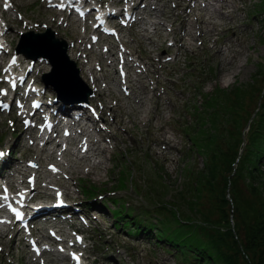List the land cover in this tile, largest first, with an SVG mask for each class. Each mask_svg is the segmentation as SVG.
I'll return each mask as SVG.
<instances>
[{
    "label": "rangeland",
    "instance_id": "rangeland-1",
    "mask_svg": "<svg viewBox=\"0 0 264 264\" xmlns=\"http://www.w3.org/2000/svg\"><path fill=\"white\" fill-rule=\"evenodd\" d=\"M19 1L20 0H16L17 8ZM172 1L174 0H164L163 3H158L157 6H159L162 11L159 12V10H156V13H162L163 15L168 13V15H170L169 11L174 4ZM209 1L212 2V6L209 5L207 9H205L206 7L202 9L204 7L203 5L209 4ZM228 1L229 6H231L230 8L227 7L228 5H226V7L222 6V1L217 2V0H199L198 2L190 0H177L176 6L177 3L180 2L181 8L178 7L180 9L179 13L187 14L184 12V3L189 5L194 2L192 4V10L195 12L205 10L204 14L201 13L204 20L208 19L214 23L218 21L219 23L223 24V26L217 27V29L214 30L209 38L205 39L204 44L206 46V44L211 41L215 35H218L220 31L232 30L233 33H235L234 28L237 22L235 21L236 16L233 12H236L237 9L234 3V1H236L239 8L242 10L241 15L237 16V18L240 21H244L246 24L241 26V28H239L237 31V36L240 39L237 41V44L240 45L237 46V49L235 48L236 55L233 57L235 63H231L232 65H229L230 63H221L220 61L215 60L209 48L201 49V51L197 52L196 54L190 51L185 52V50H181V54L176 57V60L171 59L169 62H164L167 58H171L173 55H167L164 52L167 45L163 39L169 37L168 43H170L172 35L165 36L167 32L163 31V33H153V36H151L150 32H147V37H153V39L158 43V46H156L155 44H149L146 42L144 40L145 37L142 39L143 43L140 42V37L138 36L139 28L134 27V29L130 30L131 34L126 39L128 44L131 45V49H135L138 53H141L144 60L154 68H160L161 65H167L166 70L170 73V75L172 73L175 74L173 79L171 78L168 83L169 86H171L168 90L171 92V94L169 98L168 96H164L166 108L164 109L163 114H161L160 111L154 109L153 120L148 124L139 125L141 123L138 122H136L137 124H134V126L130 124L129 128L131 132L123 133L119 140V144L115 142V146H119L113 150H110L109 147L105 161L106 163L104 166L105 168L103 167L102 169H97L90 175H86L80 171L77 172L76 175L79 177L77 184L78 188L74 186L73 183H70V195H68V197L73 198V196L76 195L78 199L82 200L84 203V208L89 209L90 205L86 204L84 201L85 196L82 192V187H84L85 184H88L89 189L91 187L90 190L97 188L99 191L94 192L96 193L94 196L97 198V201L92 200V202H94V204L97 206H99V204L103 205L101 199L97 197L98 194L109 193L108 191H111V193L108 194L110 201H112V199H116L120 201V203L124 204V201L129 199L132 202L130 203V206L132 209H135L136 212H141L146 208L149 209L152 214L157 213L163 217L161 213L157 212L158 209L163 206L168 208V210L172 209L176 214L178 211H180L181 213H187L190 218H193L196 221L200 219V214L198 215V212L193 215L191 214V206L189 207L187 200L188 198L190 199L193 197L192 194L190 195V190L195 181H197L196 176L200 174V169L205 167L207 168L206 165L208 164L206 163V155L210 152V150L205 148L200 150L197 149L194 145V142L191 140L190 135H188L186 131L184 132L183 126L188 124L194 125V110L201 107L200 105L203 100V94L208 92L217 93L219 90H226V93H231L233 91L232 89L235 90L237 87L238 89L243 90L245 97L244 114L240 116V119L238 120L240 121V128H242L243 138L247 143L248 137H251L252 135L250 132V123L253 121L254 117H251L248 122L247 118L249 115H254L256 112L255 110L260 103V96L258 95L259 92H254L250 89H247L245 86L247 84H254V89L255 87L261 88L264 86V9L261 6L256 7L255 3L259 0ZM261 3L262 0H260V5ZM22 5H24L21 14V20L23 22L21 21L19 24H17L15 17L12 15L9 16L10 20L13 21V27L9 33V38H11L14 47L19 40L20 33L28 28L26 23L32 26L30 28L31 30H45V27H42V23L44 22H42L41 14H39L41 10H43V7H40L38 2L31 0H24ZM214 7L218 8V11L222 12V14L228 15V17H219L221 15H218V13L214 12ZM47 15L52 14L48 13ZM212 16H214V18ZM176 20H180L181 24H183V18H177ZM202 22L200 21V24L195 29V36L197 37H199L197 34L200 33L201 30L205 32L206 30H211L213 28V24H208L206 26ZM52 23H55V21ZM53 29L55 30L56 28ZM72 31L71 33H74L75 30ZM134 31H136L137 36L134 38V40H132ZM71 33L70 37L72 36ZM58 36L66 39L60 34H58ZM232 36L233 34L231 33L228 35L224 34L225 38H231ZM188 40L190 44L189 47L193 48L195 39L191 40L188 37L186 40L187 46ZM191 42L193 45H191ZM162 43L164 45H161ZM180 44L182 46L185 45V43L183 44L181 41ZM230 45L231 44L226 43V47H222V49L227 50V47ZM116 47L113 49V56H110V58L113 60V64L116 60ZM218 47L221 46L218 45L217 48ZM68 54H70L69 49ZM157 57H161L160 62L156 61ZM217 57L220 58L218 55ZM101 61L103 62V66L105 65L106 69L108 66L106 61ZM41 65H43L45 68L39 72L37 81L40 80L42 82V75L45 72L48 73L50 71V66L46 62H42ZM188 67H191V72L200 76V80H196L193 84L191 80H188V86L192 84V92H190L191 90L184 86V78H180L191 74ZM99 71L100 70H98V73ZM102 72L104 73L103 70ZM145 73L146 71L143 73V75ZM156 78L164 81L167 77L160 74L159 71V74L156 76ZM112 79L116 78L111 76V80ZM118 82H120L119 79ZM111 83L112 85L115 84L119 86V83H116L115 80L111 81ZM126 84L127 87L123 90L125 91L129 89V92L131 87L129 83ZM113 89L117 90L115 87ZM155 92L157 91L155 90ZM131 95H127L125 92V94H122L120 98L127 99L129 101L128 97ZM48 96L55 97L50 88L48 89ZM149 96L151 99L154 98H152L151 92L149 93ZM97 100L103 99L98 95L94 101L96 102ZM154 103L160 107V97L159 99L155 97ZM145 104H148L149 107L147 109H150L152 100L148 103L145 102ZM225 107L226 106H224V108ZM122 109H124V107ZM151 109L153 110V108ZM210 111V109L205 108L203 110L206 115L203 116V120L200 123V131H198V134H196L197 138H202L203 135L207 134L221 136L219 132H216L213 129L212 120L207 115V113ZM223 111H225V109ZM107 115H109V112H107ZM101 116L104 118V120L106 119V114H102ZM132 116L137 117L135 113H132ZM140 117L142 119L147 118V113H143ZM220 120L222 122H226V116L221 115ZM257 122L258 120L256 123H253L254 128H257L263 121L259 123ZM107 125L108 123L105 120L102 128L104 131H109L112 133L113 138L109 139V141L106 140L107 143H112L113 140L116 141L115 133L112 129L108 128ZM227 125L232 126L231 122H229ZM116 126L119 127L117 124ZM195 126H198V124L196 123ZM17 131L19 130L17 129ZM1 136H4V140L6 141L9 139L12 141L14 138H16L14 135L12 136V130L9 124H7L6 117H4L3 114L0 115V138ZM159 138H162L161 140L165 139V141L169 142V147L167 149L165 148V145L157 144L156 139ZM220 143L225 146L226 140L223 136L220 138ZM28 147L29 146L24 144L20 148L26 149ZM242 151L243 149L240 151V153H242ZM260 169L263 171L264 177V164ZM122 171L124 174L121 178V181L122 184L127 182L128 189H123V191L116 190V192L112 194L113 190L122 188L121 186H118ZM248 181V178L243 177L238 182L239 191L245 201V205L238 206L236 202V204L230 203L227 207V210L230 213L235 211V220H233V222L231 221L230 226L233 233L237 232L239 234L240 239H245V228L250 222L254 220L256 210L258 208L260 209L261 207L264 209L263 196H261L260 193L252 194L250 187L248 186ZM100 187L101 189H99ZM221 188L222 180L217 178L215 181V190L204 189V191L201 193V198L199 199V209L202 212H208L212 220L219 217L216 200L217 196L220 194ZM230 194L232 197H236V192L233 188H230ZM50 198H53V196H50ZM102 200H105V197ZM105 203L106 206H108V209L104 208L103 212L97 214L98 218H96V220L95 218H92L95 220V222L92 224L93 228L89 230L88 233L90 236H93L95 240L96 249L93 251V253L95 254V257H99L97 260L98 262L103 264H110L112 262L115 264H189L188 262L184 261L182 257L176 258L175 256L169 254L166 249H163V247L158 245L155 240L139 241L137 238L134 239L132 235L128 233V229H125L122 226H117L119 224L116 225L114 223V216L109 213V207L113 209L115 206L113 207V204H111V206L108 201ZM165 213L167 214V212ZM97 220L100 223H98ZM176 228L179 229L178 226H176ZM17 235L18 234L15 235L13 240L17 237ZM0 242L5 244L10 241L0 239ZM15 253L17 258L22 257L20 248H18ZM104 254L106 256H103ZM1 259L2 253H0V261Z\"/></svg>",
    "mask_w": 264,
    "mask_h": 264
},
{
    "label": "trees",
    "instance_id": "trees-1",
    "mask_svg": "<svg viewBox=\"0 0 264 264\" xmlns=\"http://www.w3.org/2000/svg\"><path fill=\"white\" fill-rule=\"evenodd\" d=\"M260 6L264 9V0ZM254 86V84L245 86L247 89L259 92L260 96L256 112L247 118L248 122L254 117L250 123L252 135L248 137L245 147L238 120L244 114L245 107L242 89L236 87L231 93H226V90H219L217 93L208 92L204 94L201 107L198 108L196 113L198 126L192 132V141L197 149L205 148L210 152L206 155L207 168L200 169V174L196 176L197 181L190 190V195L192 194L193 197L188 198L187 201L189 207L191 206V214L198 212L200 219L196 221L187 213L180 211L177 215L172 209L168 210L161 206L160 212L167 211L164 215L165 221L168 222L161 231L162 240L175 247L188 260L193 259L198 264H264V209L261 207L256 210L254 220L245 228V239L241 238L242 240L237 232L233 233L230 226L231 221L235 220L234 208L233 216L227 210L230 203L245 205L238 187V182L243 177L249 179L248 186L251 193H260L264 203V177L260 169L264 164V86L255 89ZM204 108L211 110L207 115L212 120L213 129L224 137L227 147L220 143L221 136L207 134L197 138L200 123L206 115L203 112ZM221 115L226 116V122L220 120ZM257 120V123L263 121V124L260 123L254 128L253 123ZM229 122L232 126L227 125ZM217 178L222 180V188L216 200L219 217L212 220L208 212L199 209V199L204 189L215 190ZM230 188L235 190V198L231 196ZM227 193L230 194L229 197ZM118 214H122L121 209L118 210ZM171 224H177L179 229H174ZM137 228L149 235L152 234L148 227L139 222Z\"/></svg>",
    "mask_w": 264,
    "mask_h": 264
},
{
    "label": "bare ground",
    "instance_id": "bare-ground-1",
    "mask_svg": "<svg viewBox=\"0 0 264 264\" xmlns=\"http://www.w3.org/2000/svg\"><path fill=\"white\" fill-rule=\"evenodd\" d=\"M99 1L104 3V2H107L108 0H99ZM126 1H128V0H116V2L118 4H122ZM190 1L198 2L199 0H190ZM221 1L223 4L222 6L226 7V5H228L227 7H229V8L231 7V6H229L228 0H217V2H221ZM47 2H51V1L47 0ZM150 2H151V0H137L134 3L133 12L138 16V19L142 22H144L146 17L145 16L143 17L142 15H140L138 13V10L143 7V8H145L144 12L146 13V15H149L151 13V11H148L147 8H148V5L150 4ZM8 3L16 6V0H8ZM184 4H185L184 12L187 14L178 13L176 19L177 18H183L184 19V21L182 22L183 23L182 25L184 26L182 29V32L183 33L185 32L191 40L196 39L195 32L193 33V31H194V29H196L198 27V25L200 24V21L201 22L203 21L202 23L205 24L206 26L208 24H211V25L213 24V26H212L213 28L211 30H206L205 32H203L201 30L200 33L197 34L198 36L205 35V36H207V38H209L212 35L214 30L217 29V27L223 26V24L219 23L218 21L214 23L213 21H210L208 19L204 20L203 16L201 15V12H195L194 10H192V4H189V5L187 3H184ZM209 5L212 6V2L209 1V4H205L203 6H204V8L206 7L205 9H207ZM177 7L181 8L180 2L177 3ZM218 10H219L218 8L214 7V12L218 13V15H221L219 17H221V18L225 17V16L228 17V15L222 14V12H219ZM233 11H235V10H233ZM48 13L52 14V15L54 14L53 18H57L59 15V12L57 11V9H55L53 7L48 8L44 11H41V14L44 17ZM191 16L196 21L190 25L189 29H187V25H188L189 20L191 19ZM209 17H210V15H209ZM212 17L214 18V16H212ZM54 21L56 22L55 19L52 20V22H54ZM63 21L61 23H64ZM74 24L75 23H73V26H74ZM151 24L154 26L155 29H157L159 22H157V20H152ZM71 25H72V23L67 22V25H63V26L69 28V27H71ZM95 29H97V27H95ZM140 30L142 32V37H145L146 40H148L150 43H153L152 38L147 37V32H150L148 30V28L144 27L142 25ZM134 32H136V31H134ZM121 38L123 39V37H120V39ZM84 40H85V36H80L78 34H75L73 36V44H71V46L69 48V53H70L69 55L71 56V58L80 62L79 68H80L81 75L87 81H89V82L91 81L92 84H94L96 86L97 96L99 95V97L102 98L104 101L105 96L107 95V92L105 91L106 90L105 88H101V86H100V83L102 82V80H101V76L98 73V70H100V71L103 70L104 75L107 73V70L105 69V65L101 66V67H98V65H101V63H102L101 60L106 61V56L102 52H100L98 54V56H93L92 50H89L83 46ZM104 42L110 43V45L108 46L109 58H110V56H113V54H114L113 49H115L116 44L114 42L110 41V39H106ZM191 45H193L192 42H191ZM235 50L236 49L234 48V44H231L229 47H227V50H223L222 47H218L217 48V55L220 58H222V63H227V64L230 63L231 64L234 61L233 57H235V56L232 57L231 53L234 52ZM110 59H112V58H110ZM124 61H125L124 64L128 69L127 75L125 77V79H126L125 83H129V85L131 87V90L129 92H128V90H125V92L127 93V95L132 94L130 97H128L129 102L131 104L132 112L139 113L140 116H142L143 113H147V118L142 119L139 116L136 119V122L143 124V123L147 122L148 120H150L151 116H152V114H151L152 109L151 108L147 109L149 107V105L145 104V102L148 103V102H151V100H152L151 97L149 96V93L152 92V98L157 97L159 99L160 96L158 95L157 92H155L154 89L149 88L147 83L144 82L145 76L143 75V73L146 71L145 68H143L140 64H138L142 70L136 68L135 69L136 77L133 78L132 73H131V71L133 69L132 66H129L127 59H124ZM38 68H39V70L42 69L41 67H39V65H38ZM35 73L36 72L34 71L33 74H35ZM26 76H27V73L25 74V71L19 72V73H16L15 71H13L10 74L11 78L18 77L19 80L21 78L23 80ZM27 78H28V76L25 78V81ZM113 80H115L116 83H119L118 78L112 79V81ZM20 86L21 85H19V87ZM32 92L35 93L34 90ZM36 94H38V93H36ZM109 98H110V101H105V102L108 104V109L113 113L114 117H116V115L119 114V111L124 107L123 102H122L123 99L120 97H117V95L114 93L109 94ZM102 114L107 115V111L103 107L101 110V115ZM129 114H131V113L129 112ZM50 121H51V119H48V122H50ZM63 121L64 120L57 119L55 121V125L59 126L60 123H62ZM95 122H97L96 119H95ZM129 122H133L132 119H129ZM76 124H79V121L73 120L72 123L70 124V129L72 130L74 128V125H76ZM96 124H97V126L95 127L96 132L100 135V137L102 138L103 141L104 140L109 141V139L113 138L112 133H110L109 131H104V129L102 128V125L98 126V123H96ZM116 124L119 127L126 128L127 121H124L123 118L121 116H119L118 120L116 121ZM18 130H19L18 133L21 132V136H24V137L26 136L27 143L31 144V146H29L25 150L27 152L31 153L32 155H35V157L33 158V161L39 163V166L43 167L44 162L42 161L40 151L32 148L33 145H37V141L40 138V134L35 131V128H33V132L28 134V131L31 130L30 127H28V128L20 127V128H18ZM96 132H94L93 129H88V130L84 129L81 132L82 135L85 136L87 139L88 148L85 151H83L81 148H79V146H78V151L76 153H72L71 149H67L64 151L66 156H70L72 154L76 156V160L78 163L76 164L75 170L73 172H71L72 174L80 171V172H86L88 175H90L91 173L95 172V170L102 169L104 163H106L105 157H106L107 149L102 147L101 139L97 138ZM72 139H73V143L75 145H79L78 143L81 141V139L75 140L73 137H72ZM54 142H55V138H53L52 135L49 136V138L46 140V144H48V145L54 144ZM60 145H61V143L56 144V146H55L56 151ZM34 147H36V146H34ZM41 150L42 151H49V147L46 148V146H44L41 148ZM54 152H52L51 154H54ZM95 157L99 158V160H94ZM62 165L64 166L65 163H62ZM69 168L73 169V166H70ZM23 169L24 168H20L18 164L14 165V170L19 171V173H22ZM25 171L26 172L22 173L23 176H25L27 174V172L31 171V169L25 168ZM67 172H69V171L67 170ZM37 173H38V179H40L41 172L38 171ZM43 173H44V171H43ZM72 178H73V176H72ZM35 179H36V177H35ZM48 187L49 188L52 187V182L49 183ZM46 191L47 190H43V191H40V193L46 194L47 193ZM37 193H39V191ZM30 195L34 196V197L37 196V194L33 191V189L31 190ZM0 211H2V210L0 209ZM13 229H14V227L12 225H9V224H4L3 226H0V239L11 242L13 240V238L15 237V235L19 233V232L13 231ZM34 259H36V258L34 257Z\"/></svg>",
    "mask_w": 264,
    "mask_h": 264
},
{
    "label": "snow or ice",
    "instance_id": "snow-or-ice-1",
    "mask_svg": "<svg viewBox=\"0 0 264 264\" xmlns=\"http://www.w3.org/2000/svg\"><path fill=\"white\" fill-rule=\"evenodd\" d=\"M6 7H7V5H6ZM13 63H15V59H13ZM5 71H7V69H5ZM13 87H15V84L14 83H13ZM6 94H7V91L6 90L0 89V95H6ZM3 155H4V153L0 152V156H3ZM50 167L52 168L53 171H56L57 170V169H55V166H50ZM5 192H7V189H5ZM2 199L7 200L8 199L7 195H4L2 197ZM0 207H4V205L3 204H0ZM8 207L14 213L15 218L17 220H22L23 219V214L18 209L11 207V205H9ZM34 250L37 252V254H39V250L38 249H34ZM61 251H63V249H61ZM74 258L77 259V260L79 259L78 257H75V256H74ZM41 264H42V262H41Z\"/></svg>",
    "mask_w": 264,
    "mask_h": 264
},
{
    "label": "water",
    "instance_id": "water-1",
    "mask_svg": "<svg viewBox=\"0 0 264 264\" xmlns=\"http://www.w3.org/2000/svg\"><path fill=\"white\" fill-rule=\"evenodd\" d=\"M244 145H245V141H244Z\"/></svg>",
    "mask_w": 264,
    "mask_h": 264
}]
</instances>
